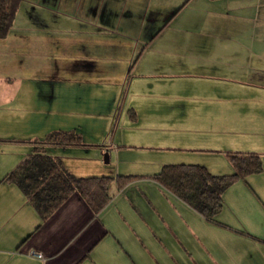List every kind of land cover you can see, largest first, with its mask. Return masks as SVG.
Returning a JSON list of instances; mask_svg holds the SVG:
<instances>
[{"label":"crops","instance_id":"crops-1","mask_svg":"<svg viewBox=\"0 0 264 264\" xmlns=\"http://www.w3.org/2000/svg\"><path fill=\"white\" fill-rule=\"evenodd\" d=\"M125 84L129 112L109 141ZM219 127L234 133L219 139L228 155L258 154L263 169L211 221L153 176L181 163L227 174L173 152L213 153L188 131ZM59 131L82 137L45 147L72 174L136 178L113 181L98 213L75 193L43 222L2 180ZM261 153L264 0H21L0 39V264H264Z\"/></svg>","mask_w":264,"mask_h":264},{"label":"trees","instance_id":"trees-1","mask_svg":"<svg viewBox=\"0 0 264 264\" xmlns=\"http://www.w3.org/2000/svg\"><path fill=\"white\" fill-rule=\"evenodd\" d=\"M21 0H0V39L5 38L14 22ZM83 144L81 135L59 131L38 141L34 150L5 175L2 181L17 185L35 207L41 219L48 220L75 193L80 194L94 213L100 212L112 198L111 185L123 188L134 175L79 177L69 172L62 161L45 150L47 145ZM229 159L235 172L213 174L200 164H168L153 177L167 190L197 212L214 221L223 207L224 192L238 179L261 172L258 154L232 153Z\"/></svg>","mask_w":264,"mask_h":264},{"label":"rangeland","instance_id":"rangeland-1","mask_svg":"<svg viewBox=\"0 0 264 264\" xmlns=\"http://www.w3.org/2000/svg\"><path fill=\"white\" fill-rule=\"evenodd\" d=\"M24 1H26V0H24ZM23 23H24L23 19H21L19 17L18 20H17V24L16 25H17V27H22ZM154 33H152V34H154ZM125 101H126V98H125ZM125 101H124V104H123V106H122V108L120 110V113L118 115L117 120L114 122V119H113L112 126H111V128H109V131H110L109 132V141H111L112 138L114 137V133L116 134L117 131H119V130L122 131L124 129V125H123V120L122 119L129 112V110L127 109V105H125ZM116 109H117V106H116ZM122 115H123V117H122ZM114 117H115V115H114ZM121 117H122V119L120 120ZM113 125H114V128H113ZM219 128L220 129L223 128L222 132L221 131L220 132H216V131L212 132L209 129H204V130L192 129V130L188 131L189 134H193L196 137L210 138L208 142H210L211 147H209V148H211V150L214 151L213 153L196 152L197 154H194V152L186 151V150H174L173 152L174 153H179V154L188 153V155H198L201 159H204V160L209 161V162L210 161L213 162L214 168H215L216 172H218L219 174L232 173L233 172V166H232V164L230 163V160H229V155H228L229 151L227 149H224V148L220 147V144L224 143V141H220L219 139L220 138H228V137L232 136L234 133L229 132V130H228L229 128L228 127H219ZM112 130H113V133H112ZM223 130H225V131H223ZM194 141H196V140H194ZM197 144H200V143H196V145ZM18 157L21 158L22 154L19 155ZM263 160H264V155H263ZM263 178H264V175L262 176V175L258 174L256 176V180H258V181L262 180ZM238 180H244V178H241V179H238Z\"/></svg>","mask_w":264,"mask_h":264},{"label":"built area","instance_id":"built-area-1","mask_svg":"<svg viewBox=\"0 0 264 264\" xmlns=\"http://www.w3.org/2000/svg\"><path fill=\"white\" fill-rule=\"evenodd\" d=\"M126 91H127V84L124 85V88H123V92L118 100V103H117V109H116V113H115V117H114V122L117 120L118 118V115L120 113V110L124 104V101H125V98H126ZM113 128H114V125H113ZM112 133H113V130H112Z\"/></svg>","mask_w":264,"mask_h":264},{"label":"water","instance_id":"water-1","mask_svg":"<svg viewBox=\"0 0 264 264\" xmlns=\"http://www.w3.org/2000/svg\"><path fill=\"white\" fill-rule=\"evenodd\" d=\"M104 161H105L106 163L109 162V153H106V154H105V156H104Z\"/></svg>","mask_w":264,"mask_h":264}]
</instances>
